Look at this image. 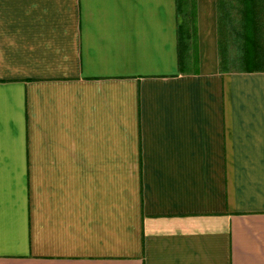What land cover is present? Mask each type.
Segmentation results:
<instances>
[{"label": "crops", "instance_id": "obj_1", "mask_svg": "<svg viewBox=\"0 0 264 264\" xmlns=\"http://www.w3.org/2000/svg\"><path fill=\"white\" fill-rule=\"evenodd\" d=\"M0 0V264H264V70L220 68L216 0Z\"/></svg>", "mask_w": 264, "mask_h": 264}, {"label": "trees", "instance_id": "obj_2", "mask_svg": "<svg viewBox=\"0 0 264 264\" xmlns=\"http://www.w3.org/2000/svg\"><path fill=\"white\" fill-rule=\"evenodd\" d=\"M237 12L240 15L244 29L245 47L242 55L244 70H264V0H236ZM226 0H216L218 25V52L220 68L226 69V55L222 48V34L228 22L229 12L226 9ZM178 14L181 16L179 33L190 39L189 49L192 65L197 63V25L196 0H177ZM251 65H255L252 67Z\"/></svg>", "mask_w": 264, "mask_h": 264}, {"label": "rangeland", "instance_id": "obj_3", "mask_svg": "<svg viewBox=\"0 0 264 264\" xmlns=\"http://www.w3.org/2000/svg\"><path fill=\"white\" fill-rule=\"evenodd\" d=\"M226 9L229 12L228 22L222 34V48L226 55V69L244 70L242 55L245 47L244 29L241 27L242 22L237 12L236 0H226ZM255 67V65H251Z\"/></svg>", "mask_w": 264, "mask_h": 264}]
</instances>
